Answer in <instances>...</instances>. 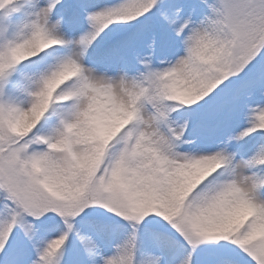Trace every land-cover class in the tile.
<instances>
[{"label":"snow or ice","instance_id":"1","mask_svg":"<svg viewBox=\"0 0 264 264\" xmlns=\"http://www.w3.org/2000/svg\"><path fill=\"white\" fill-rule=\"evenodd\" d=\"M0 264H264V0H0Z\"/></svg>","mask_w":264,"mask_h":264}]
</instances>
